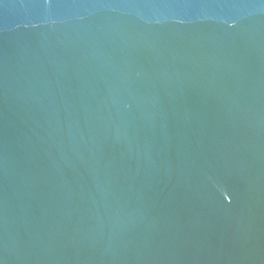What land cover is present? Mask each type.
<instances>
[{
    "label": "water",
    "instance_id": "95a60500",
    "mask_svg": "<svg viewBox=\"0 0 264 264\" xmlns=\"http://www.w3.org/2000/svg\"><path fill=\"white\" fill-rule=\"evenodd\" d=\"M0 264H264V0H0Z\"/></svg>",
    "mask_w": 264,
    "mask_h": 264
}]
</instances>
